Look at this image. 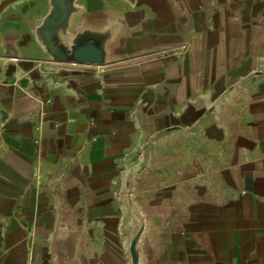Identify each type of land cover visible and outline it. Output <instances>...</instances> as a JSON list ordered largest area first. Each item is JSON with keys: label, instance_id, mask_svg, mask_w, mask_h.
<instances>
[{"label": "crops", "instance_id": "0c3cea01", "mask_svg": "<svg viewBox=\"0 0 264 264\" xmlns=\"http://www.w3.org/2000/svg\"><path fill=\"white\" fill-rule=\"evenodd\" d=\"M110 60H53L49 0H0V264H55L59 212L103 264L135 218L160 264H264V0H74Z\"/></svg>", "mask_w": 264, "mask_h": 264}, {"label": "water", "instance_id": "95a60500", "mask_svg": "<svg viewBox=\"0 0 264 264\" xmlns=\"http://www.w3.org/2000/svg\"><path fill=\"white\" fill-rule=\"evenodd\" d=\"M50 10L35 27V35L45 52L55 61L89 65H104L110 60L112 44L118 24L110 22L83 23L69 32V22L78 8L74 0H49ZM128 206L135 218L126 232L124 251L127 264H149L145 242L146 219L139 208L127 196ZM50 248L55 264H103L81 239L80 231L68 222L67 216L58 213Z\"/></svg>", "mask_w": 264, "mask_h": 264}, {"label": "rangeland", "instance_id": "374dc122", "mask_svg": "<svg viewBox=\"0 0 264 264\" xmlns=\"http://www.w3.org/2000/svg\"><path fill=\"white\" fill-rule=\"evenodd\" d=\"M91 233H86L84 235V240H85V244L86 242H90L91 241ZM155 248L157 251V247L160 246V242H159V236L155 237ZM155 251V254H151L150 251L146 252L147 255V262H149V264H160L157 259H158V252ZM121 256L122 258L120 259L121 261H118V264H127V254L125 253L124 249H121ZM110 264H116L115 262L110 263Z\"/></svg>", "mask_w": 264, "mask_h": 264}]
</instances>
